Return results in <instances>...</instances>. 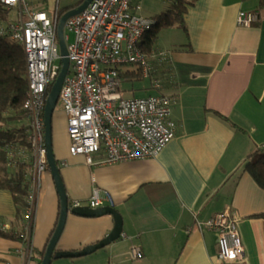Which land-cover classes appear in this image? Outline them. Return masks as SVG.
<instances>
[{"label": "crops", "instance_id": "obj_1", "mask_svg": "<svg viewBox=\"0 0 264 264\" xmlns=\"http://www.w3.org/2000/svg\"><path fill=\"white\" fill-rule=\"evenodd\" d=\"M52 1L29 0L28 7L52 13L82 0L63 8ZM183 4L185 30L162 29L154 47L155 54H163L154 59L155 68L163 94L172 99L176 126L174 138L155 158L89 166L83 157L69 155L63 115L52 118V148L68 202L85 201L94 188L108 192L122 219V235L90 255L51 264H264V190L243 171L248 156L264 151V7L261 0ZM240 11L257 12L260 20L237 27ZM17 16V9L10 11L11 20ZM14 151L7 149L9 158L28 162L23 151ZM31 176L36 195L30 264H40L59 203L48 171L37 178L32 167ZM223 211L236 219L244 248V257L234 263L219 261L215 233L197 227ZM15 215L12 194L0 189L6 229H20ZM113 225L109 215L69 213L56 250L76 252L98 243ZM132 246L140 249L141 259L130 258ZM20 249L21 242L0 239V264H23Z\"/></svg>", "mask_w": 264, "mask_h": 264}, {"label": "built area", "instance_id": "obj_2", "mask_svg": "<svg viewBox=\"0 0 264 264\" xmlns=\"http://www.w3.org/2000/svg\"><path fill=\"white\" fill-rule=\"evenodd\" d=\"M0 4L7 10H18L15 21L7 26L0 24V36L7 34L9 40L23 48L27 91L22 107L31 133L32 167L38 178L47 171L44 106L61 68L56 33L59 10L52 13L30 10L27 0H0ZM141 10L140 0H92L83 12L65 23L69 72L61 86L58 104L67 121L69 155L83 157L89 166L155 158L175 136L169 96L125 99L121 90L125 82L120 76L122 70L138 68L141 78L149 79L153 71L151 60L163 55L155 52L147 55L142 51L141 41L154 20L142 16ZM259 18L257 12L240 11L236 26L249 27ZM66 31L73 34L72 43H67ZM157 82L154 81L155 88ZM95 157L98 161H94ZM35 195L33 186L26 196L27 208L19 234L22 249L17 253L23 256V264H30L34 254L30 235ZM79 207H113V199L108 192L94 188L85 201L68 203L69 211ZM197 227L215 233L219 261L234 263L244 257L237 221L231 212L214 214L205 223H197ZM129 256L134 260L143 257L135 246L130 248Z\"/></svg>", "mask_w": 264, "mask_h": 264}, {"label": "trees", "instance_id": "obj_3", "mask_svg": "<svg viewBox=\"0 0 264 264\" xmlns=\"http://www.w3.org/2000/svg\"><path fill=\"white\" fill-rule=\"evenodd\" d=\"M169 3L171 5L166 12L152 18L154 24L143 36L141 48L147 55L154 52L158 33L162 29L178 26L185 30L183 1ZM261 6L264 7V0H261ZM68 10L70 9H59V18ZM10 11L12 9L7 10L0 4V24L7 26L16 20H11ZM151 63L153 65L152 73L158 74V68H155L156 61L151 60ZM25 73L22 46L9 40L7 34L0 36V189L8 190L12 194L16 210L15 220L21 222L20 229L17 230L14 228L4 229L3 223L0 221V239L18 242H20L19 234L23 223L22 216L27 208L26 196L31 187L33 162V157L30 156L32 153L31 133L29 132L28 119L22 107L27 91ZM120 76L125 82L142 80L138 68L128 67L120 72ZM21 121H25L26 124L17 127L15 124ZM10 147L18 151L16 155L20 153L19 151L29 152L28 162H19L16 158H12L13 160L9 158L7 149ZM56 163L59 166L57 161ZM9 166L13 167L11 171L8 170ZM243 171L249 174L260 189L264 190V153L256 151L248 156ZM42 257L43 253H41V259Z\"/></svg>", "mask_w": 264, "mask_h": 264}, {"label": "water", "instance_id": "obj_4", "mask_svg": "<svg viewBox=\"0 0 264 264\" xmlns=\"http://www.w3.org/2000/svg\"><path fill=\"white\" fill-rule=\"evenodd\" d=\"M92 0H82L75 8L66 11L58 20L56 25V33L59 49L60 72L55 79V82L50 88L47 95L44 111H43V126H44V148L46 152V164L48 172L54 183L55 191L58 196L59 210L55 227L44 246L43 257L40 264H51L53 259L62 258H79L90 255L95 251L104 248L110 243L119 239L122 235V219L119 213L113 207H102L98 209H90L88 207L74 208L71 211L68 209V197L60 175V169L57 166L53 148H52V116L58 104L59 93L65 77L69 72V60L67 58V47L64 36V28L66 21L83 12ZM72 214L84 218H95L109 215L112 217L114 225L110 233L98 243L92 244L76 252L57 251L56 245L63 231L68 214Z\"/></svg>", "mask_w": 264, "mask_h": 264}, {"label": "rangeland", "instance_id": "obj_5", "mask_svg": "<svg viewBox=\"0 0 264 264\" xmlns=\"http://www.w3.org/2000/svg\"><path fill=\"white\" fill-rule=\"evenodd\" d=\"M27 0V4H28ZM33 1V0H32ZM39 1V0H37ZM79 0H53L51 3L52 6L58 5L60 8L63 7H69L75 5ZM48 3V2H47ZM140 5L142 9V15L144 17H154L156 15H159L161 13L166 12L169 9V2L165 0H140ZM174 32H177L174 30ZM180 34V33H176ZM66 35L68 36L67 43H72L73 42V34L71 32L66 31ZM163 78L161 77V74H153L149 77V79H142V80H135V81H129V82H123L121 85V90L123 92V97L125 99L129 98H141V97H146L150 95H155V94H163V89H164V82L162 81ZM154 81H158V86L157 88L154 87ZM165 95V94H164ZM59 115H63L64 120H65V125H66V130H67V121L64 113L61 111L59 104H57L52 118L55 120L56 118L59 117ZM26 124L25 121H21L18 124H15L17 127ZM17 150V149H16ZM18 151H15L17 153ZM264 153V151L262 152ZM24 157L28 159V153L25 150ZM22 155H19L22 157ZM28 155V156H27ZM16 156L15 158H17ZM20 157V158H21ZM13 158V159H15ZM9 169H13L12 166L8 167ZM243 246V245H242ZM244 249V248H243Z\"/></svg>", "mask_w": 264, "mask_h": 264}]
</instances>
